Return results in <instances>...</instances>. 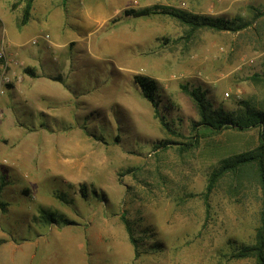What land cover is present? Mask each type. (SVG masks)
I'll return each instance as SVG.
<instances>
[{"label": "rangeland", "instance_id": "rangeland-1", "mask_svg": "<svg viewBox=\"0 0 264 264\" xmlns=\"http://www.w3.org/2000/svg\"><path fill=\"white\" fill-rule=\"evenodd\" d=\"M25 2L0 0V242L62 264H255L235 256L259 225L253 171L207 185L259 127L212 130L190 92L213 119L264 115V0H33L22 23ZM153 5L245 25L123 13Z\"/></svg>", "mask_w": 264, "mask_h": 264}, {"label": "trees", "instance_id": "trees-1", "mask_svg": "<svg viewBox=\"0 0 264 264\" xmlns=\"http://www.w3.org/2000/svg\"><path fill=\"white\" fill-rule=\"evenodd\" d=\"M32 1L33 0H26L25 2L21 18L22 23H25L28 19ZM123 13L127 16L130 15L133 17L151 16L155 14L166 15L187 26L190 33H194L201 28H211L218 31L238 30L245 25L244 23H236V20H231L222 16L211 17L199 14L188 15L184 11L166 5L145 6L138 9L129 8L124 9ZM134 81L139 86L142 95L150 101L154 107H156L157 103L154 97L156 81L145 75H135ZM190 95L197 104L201 123L208 124L214 131L228 127H234L237 129H246L250 126L259 127L258 145L250 151L236 155L231 159L224 160L210 175L207 185V193L211 190L219 176H223L231 171L238 173L244 172V170L253 171L255 180L260 189L261 207L259 212V225L255 230L253 242L248 245H241L235 256L239 258H253L255 264H264V115L261 113H254L251 114V116L237 120H231L224 117L221 119H213L209 117L205 105L203 104V99L197 95L195 91L190 92ZM121 219L129 241L133 245L134 251L137 255V239L134 235L131 223L124 215L121 216Z\"/></svg>", "mask_w": 264, "mask_h": 264}, {"label": "crops", "instance_id": "crops-1", "mask_svg": "<svg viewBox=\"0 0 264 264\" xmlns=\"http://www.w3.org/2000/svg\"><path fill=\"white\" fill-rule=\"evenodd\" d=\"M36 244L37 243H33L28 239H23L18 245L15 242H0V264H8L9 261H6L5 259L8 256L10 257L13 251L17 249L21 250V258L18 264H32V260L37 256V254H39L40 258H38L36 264H62V262L56 261V258H54V256H56L54 252L53 256H49V250L44 251ZM50 251L52 253V250Z\"/></svg>", "mask_w": 264, "mask_h": 264}, {"label": "built area", "instance_id": "built-area-1", "mask_svg": "<svg viewBox=\"0 0 264 264\" xmlns=\"http://www.w3.org/2000/svg\"><path fill=\"white\" fill-rule=\"evenodd\" d=\"M10 59L7 57L5 53L4 47L0 48V65L5 69L10 64Z\"/></svg>", "mask_w": 264, "mask_h": 264}]
</instances>
